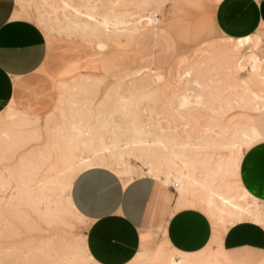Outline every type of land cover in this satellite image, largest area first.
<instances>
[{
    "label": "rangeland",
    "instance_id": "obj_1",
    "mask_svg": "<svg viewBox=\"0 0 264 264\" xmlns=\"http://www.w3.org/2000/svg\"><path fill=\"white\" fill-rule=\"evenodd\" d=\"M219 1L0 0L1 10L36 24L48 42L42 67L16 85L0 113V264H93L85 222L64 187L68 167L95 150L124 170L93 167L156 179L175 209L176 201L201 209L215 236L237 220L264 222V207L242 195L232 169L239 148L231 144L257 132L242 155L262 140L264 58L252 37L240 44L241 68L221 71L232 54L224 49L238 42L214 28ZM158 41L168 54L154 66ZM163 223L156 243L130 264H264V254L234 261L211 246L180 255L164 243Z\"/></svg>",
    "mask_w": 264,
    "mask_h": 264
},
{
    "label": "crops",
    "instance_id": "obj_2",
    "mask_svg": "<svg viewBox=\"0 0 264 264\" xmlns=\"http://www.w3.org/2000/svg\"><path fill=\"white\" fill-rule=\"evenodd\" d=\"M213 25L227 39L253 37L258 43L256 53L264 58V0H220ZM140 37L139 46L145 48L147 36ZM157 46L151 57L154 66H161L168 52L163 42ZM47 53V39L36 24L11 18L0 9V113L19 92L16 85L20 89L42 67ZM259 133L262 140L242 153L235 175L248 199L264 207V121ZM105 168L84 169L69 191L73 210L85 222L83 244L93 264H130L142 247L156 243L162 221L164 243L180 255L193 256L210 246L234 261L264 254V222L237 220L215 236L201 209H179L177 201L175 209L172 192L156 179L145 175L124 179Z\"/></svg>",
    "mask_w": 264,
    "mask_h": 264
},
{
    "label": "bare ground",
    "instance_id": "obj_3",
    "mask_svg": "<svg viewBox=\"0 0 264 264\" xmlns=\"http://www.w3.org/2000/svg\"><path fill=\"white\" fill-rule=\"evenodd\" d=\"M250 38H246V39H238V40H236L237 42H238V44L237 45H235V46H233V47H231L230 49H224V52H226V51H230V52H232V54H231V61H223L222 62V66H221V71L225 74V75H230V73L232 72V71H237L238 69H240L241 68V65H240V63H239V60H238V55L240 54V48H241V46H240V44L241 43H243V42H246V41H248ZM242 64V63H241ZM243 65V64H242ZM247 90V89H246ZM250 96L248 95V93L245 91V93H244V99L242 100V103L244 102V104L245 103H249L248 101V98H249ZM115 108V107H114ZM111 114V113H110ZM184 130V129H183ZM258 134H257V132L255 133V132H253V133H251V134H245V135H243V136H241V137H237V138H234V140L235 141H233L231 144H233V143H235V144H237V147L239 148V150H238V154H237V158L235 159V160H233V170H234V173H235V171H236V168H237V166H238V161L240 160L239 158H240V156H241V148H242V146L243 145H246V146H248V145H250L252 142H254V140L256 139H258ZM260 139V138H259ZM258 139V140H259ZM174 149V148H173ZM178 149V148H177ZM175 150H176V148H175ZM177 151V150H176ZM28 153V152H27ZM174 153V152H173ZM177 154H178V152H176ZM175 153V154H176ZM183 153V152H182ZM24 156V155H23ZM26 156V155H25ZM113 155L112 154H109L108 156H106V155H104V153L102 154L101 152L99 153L98 151H94L91 155H88V156H83V155H80V156H78V158H76V161H75V163L72 165V166H69L68 167V171L66 172V176H67V182L65 183L66 185H65V190L67 191V198H68V203H69V206H70V209L75 213V211L73 210V208H72V206H71V203H70V200H69V191H70V187H71V184H72V181H73V179L75 178V171H77V168H79V167H87V168H89V167H93V165H102V166H106V167H121V169L122 170H124L123 168H122V166H121V164H119L118 162H116V161H114L112 158ZM178 156H179V154H178ZM18 157V156H17ZM22 157V156H21ZM21 157H20V159H21ZM72 157H73V159H72V161H74V157H75V155H72ZM115 157V156H114ZM174 157V156H173ZM1 158H3V157H1ZM116 158V157H115ZM176 158V157H175ZM179 158V157H178ZM181 159V158H180ZM184 159V158H183ZM177 160V159H176ZM26 161V160H25ZM30 161V160H29ZM28 161V162H29ZM182 161L183 160H179V162L180 163H182ZM186 161V160H185ZM122 162V161H121ZM151 162V161H150ZM150 162H147V163H150ZM156 162H158V160L156 161ZM155 162V163H156ZM21 162H19V164H20ZM26 163V162H25ZM161 163V162H160ZM152 164H154V161H153V163ZM157 164H159V163H157ZM186 164V163H185ZM69 165V164H68ZM125 165H127V164H125ZM124 165V166H125ZM180 165V164H179ZM17 167H18V165H16ZM22 166H24V165H22ZM34 166H36V165H34ZM123 166V167H124ZM157 166V165H156ZM176 166V165H175ZM20 167H21V165H20ZM82 167V168H83ZM130 167V166H129ZM150 167V166H149ZM160 167V166H159ZM127 168V167H126ZM156 168V169H155ZM150 167V172H157V167ZM175 168V167H174ZM86 169V168H85ZM159 169V168H158ZM169 169V168H168ZM173 169V168H172ZM172 169H171V171H172ZM20 170V169H19ZM130 170V169H129ZM160 170V169H159ZM174 170V169H173ZM177 170V169H176ZM169 171H170V169H169ZM127 172V171H126ZM173 172H176V171H173ZM25 173V172H24ZM22 174V173H21ZM17 175V174H16ZM39 182H41V180L39 181ZM40 187H45L44 185H41ZM242 195L244 196V198H246V194L244 193V192H242ZM246 210V209H245ZM259 212V211H258ZM258 212H256V211H251V210H248L247 211V213L249 214V215H251V217H253L254 219H258L261 215L258 213ZM76 214V213H75ZM77 215V214H76ZM78 216V215H77ZM160 255V254H159ZM33 263V262H32ZM168 264H177L176 262H168Z\"/></svg>",
    "mask_w": 264,
    "mask_h": 264
},
{
    "label": "built area",
    "instance_id": "obj_4",
    "mask_svg": "<svg viewBox=\"0 0 264 264\" xmlns=\"http://www.w3.org/2000/svg\"><path fill=\"white\" fill-rule=\"evenodd\" d=\"M175 187H176V185H175Z\"/></svg>",
    "mask_w": 264,
    "mask_h": 264
}]
</instances>
